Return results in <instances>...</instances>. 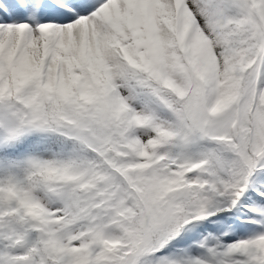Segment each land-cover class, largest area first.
<instances>
[{"label":"snow or ice","instance_id":"snow-or-ice-1","mask_svg":"<svg viewBox=\"0 0 264 264\" xmlns=\"http://www.w3.org/2000/svg\"><path fill=\"white\" fill-rule=\"evenodd\" d=\"M0 264H264V0H0Z\"/></svg>","mask_w":264,"mask_h":264}]
</instances>
